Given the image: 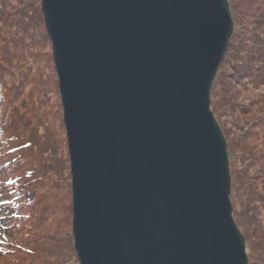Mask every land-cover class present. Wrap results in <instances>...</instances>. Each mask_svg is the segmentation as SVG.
Wrapping results in <instances>:
<instances>
[{
    "label": "water",
    "instance_id": "obj_1",
    "mask_svg": "<svg viewBox=\"0 0 264 264\" xmlns=\"http://www.w3.org/2000/svg\"><path fill=\"white\" fill-rule=\"evenodd\" d=\"M79 264H249L211 86L228 0H41Z\"/></svg>",
    "mask_w": 264,
    "mask_h": 264
},
{
    "label": "trees",
    "instance_id": "obj_2",
    "mask_svg": "<svg viewBox=\"0 0 264 264\" xmlns=\"http://www.w3.org/2000/svg\"><path fill=\"white\" fill-rule=\"evenodd\" d=\"M228 1L233 33L211 86V109L227 141L233 217L248 262L264 264V0ZM52 58L41 0H0V213L10 216V229L23 220L10 199L60 176L71 186ZM66 210V234L37 252L0 238V264H79L72 201Z\"/></svg>",
    "mask_w": 264,
    "mask_h": 264
},
{
    "label": "rangeland",
    "instance_id": "obj_3",
    "mask_svg": "<svg viewBox=\"0 0 264 264\" xmlns=\"http://www.w3.org/2000/svg\"><path fill=\"white\" fill-rule=\"evenodd\" d=\"M52 62L54 64V60ZM53 70V75L54 78L57 79L58 85L55 65ZM57 87L59 92V86ZM58 99L61 102V98L59 97ZM56 109L57 103H55V110ZM57 117L58 115L56 114L52 122L56 121ZM67 166H69L68 168L70 170V161ZM69 180L71 182L72 174ZM56 181H58L57 184L47 181L35 192H33V190H24L22 196L18 200L10 199V201H8L13 213H21L23 220L22 223L19 224L18 229L17 226H14L8 233H1L3 228L7 226L8 216L2 213L0 214V238L5 239V243L9 241L12 245H18L19 243L25 244L28 247L34 248L37 252L41 250L40 248H42L48 238H59L66 234L69 229L68 226H66L69 216V211L67 213L66 206H68L69 200L70 202L72 201V188L70 186L69 189L68 183H65L64 178L62 179L61 176L60 179ZM44 189H46L48 193L42 196ZM68 191H70L69 195ZM10 262L13 264L15 261L10 259Z\"/></svg>",
    "mask_w": 264,
    "mask_h": 264
}]
</instances>
